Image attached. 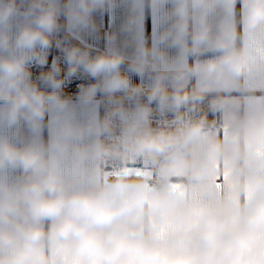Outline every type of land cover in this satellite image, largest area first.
Returning a JSON list of instances; mask_svg holds the SVG:
<instances>
[{"label":"clouds","instance_id":"clouds-1","mask_svg":"<svg viewBox=\"0 0 264 264\" xmlns=\"http://www.w3.org/2000/svg\"><path fill=\"white\" fill-rule=\"evenodd\" d=\"M112 2L0 0V118L13 125L24 117L36 125L52 109L56 127L50 143L69 148L75 165L86 167L92 181L87 189L71 190L64 174L46 157V145L35 141L17 145L0 137V166L39 167L40 172L24 184L23 194L33 216L51 221L47 231L34 224L19 234H5L16 247L0 255V264L42 260L52 264L40 247L45 236L57 252L95 258L99 264H120L124 257L132 264H264V247L259 243L264 239V156L250 151L254 145H264V106L255 105L254 115L235 120V137L230 140L212 134L214 121L200 110L213 89L245 78L264 81V0H244L239 23L227 20L216 30L210 13L217 0H177L176 18L160 39L171 37L193 53L207 46L221 54L191 65L174 64L175 86L169 90L158 81L150 89L149 101L158 100L163 110L174 112L175 126L153 128L147 107L129 114L117 101L103 120L78 128L67 119L69 102L60 95L59 58L40 74L43 88L33 80L30 64H46L62 28L72 34L88 27L93 11ZM164 2L151 0L156 7ZM64 51L66 75L83 69L92 77H102L110 100L117 89L133 96L142 93L139 85L130 87L129 77L120 72L123 52L111 48L93 56L79 46ZM157 54H162L158 48L141 44L132 65L142 70ZM192 77L195 83L189 87ZM221 105L219 99L211 101L213 110ZM186 106L198 114L186 118ZM85 131L94 133L92 144L69 147V140ZM229 158L236 190L250 197L242 211L228 207L217 187ZM117 162L121 167L105 179L106 168ZM137 162L145 165L140 175L130 167ZM249 165L256 169L252 174ZM167 221L174 222L173 235L183 242L181 246L162 242L148 227H137ZM21 236L29 243L21 245Z\"/></svg>","mask_w":264,"mask_h":264},{"label":"crops","instance_id":"crops-1","mask_svg":"<svg viewBox=\"0 0 264 264\" xmlns=\"http://www.w3.org/2000/svg\"><path fill=\"white\" fill-rule=\"evenodd\" d=\"M176 3L177 0H165L163 5L156 7L151 4V0H113L110 6L98 7L93 11L91 24L88 27L81 28L72 34L67 33L62 28L54 37L53 45L48 50L47 63L43 65H52L53 58L58 57L60 67L68 68L64 50L72 46H79L81 49L88 48L93 56L115 48L125 55V61L120 66V72L129 77L130 87L137 85L141 88L153 87L158 81L164 86H175L174 64L187 63L191 65L196 61H206L221 54L220 50L207 46H203L193 53L175 43L171 37L165 40L160 39L161 34L172 25L176 18ZM243 4L244 0H235V3L233 0H217L216 7L210 13L213 29L216 30L227 20L239 23ZM63 19L61 16V22ZM141 44L149 48L156 47L162 53L153 56L150 64L142 70L132 65L138 46ZM41 65L38 62L30 64L34 81L36 70ZM79 71L85 72L83 69ZM98 78L99 82L89 86L83 96L67 99L69 102L67 119L78 128L86 129L90 123H98L102 120L98 96L105 89L101 83L103 78ZM194 83L195 78L192 77L188 84ZM93 86H95L94 91ZM210 93L216 94L224 105V123L221 126L213 127L212 134L221 136L225 140L235 137L233 129L235 120L245 115H254L255 105L264 106V81L254 78L242 79L229 87L213 89ZM52 112L53 110L50 109L36 125L24 117H21L13 125H9L6 119L0 118V137H6L17 145L33 141L46 145V157L50 158L54 166L64 174L70 189H87L92 184L88 169L75 165L69 148H62L50 143L56 127L55 121L51 118ZM93 139L94 133L85 131L83 135L72 137L69 140V147L73 144L88 147L92 144ZM201 147H203V142H201ZM250 151L256 157L264 156V145H254ZM120 167L121 165L107 167L104 178H110ZM130 167L143 170L145 165L141 163L130 165ZM255 170L253 165H249L250 174L254 173ZM39 172L38 166L35 168H24L21 165L12 164L0 166V255L8 254L14 251L16 247L4 238L5 234H19L22 228L34 224L42 225L47 231L51 223L48 218H37L32 215L29 203L23 194L24 184ZM225 172L230 176L232 194L222 199L228 201V207L242 211L244 202L248 201L250 197L236 190L232 179L233 164L231 158L224 162L223 173ZM154 182L159 183L160 178L154 177ZM174 187H179V185ZM173 224L174 222L167 221L156 225L141 224L137 227H148L162 242L173 247L181 246L183 242L173 235ZM161 226L166 229L164 238L157 234V230ZM198 227H202V225ZM19 243L24 245L29 241L26 237L21 236ZM259 243L261 247H264V239ZM40 247L45 257L51 259L52 264H99L95 258L88 259L66 251L57 252L47 236L40 242ZM122 260H127L132 264V261L127 257L122 258ZM40 264H46L45 260H42Z\"/></svg>","mask_w":264,"mask_h":264},{"label":"built area","instance_id":"built-area-1","mask_svg":"<svg viewBox=\"0 0 264 264\" xmlns=\"http://www.w3.org/2000/svg\"><path fill=\"white\" fill-rule=\"evenodd\" d=\"M51 65H41L36 70L35 81L40 84L39 76L42 72L48 71ZM61 78L63 79V84L61 86L60 95L62 98L72 99L83 96L87 88L91 85H96L99 82L98 77H92L90 74L78 71L74 76H67V68L65 66H61ZM192 84H188L191 87ZM40 87H44L40 84ZM169 90H171L174 86H165ZM152 86L142 87L143 91L139 96L130 95L128 90L117 89L111 95L113 97L112 100L109 99V93L107 91H103L99 94L98 98L100 101L101 108V118L105 117L106 113L114 106V102H120L123 104L125 109H127L129 114L135 113V111L139 107H147L148 108V122L153 128L160 126H175L177 120L175 119V113L168 110L165 111L161 108L160 102L158 100L149 101L148 94ZM47 91H51V89H46ZM213 99H218V96L213 93H209L205 99L200 104V110L206 111L208 113L209 120L214 121L212 126H221L224 123V105L222 103L221 107L216 109L211 108V101ZM183 111L186 113V118H189L193 115L198 114L195 109H192L190 106H186ZM116 126V134H119L121 121H117ZM143 162H137L136 164H141ZM120 163H113L108 167H117Z\"/></svg>","mask_w":264,"mask_h":264},{"label":"snow or ice","instance_id":"snow-or-ice-1","mask_svg":"<svg viewBox=\"0 0 264 264\" xmlns=\"http://www.w3.org/2000/svg\"><path fill=\"white\" fill-rule=\"evenodd\" d=\"M135 174H142L141 170L135 169ZM218 183L217 187L221 190L220 191V197L224 198L225 196H230L232 194V185H231V180L230 176L227 172L221 174L220 176L217 177ZM178 186V185H174ZM157 234L159 237L164 238L166 236V229L164 226H161L157 230ZM121 264H130L129 261L127 260H122Z\"/></svg>","mask_w":264,"mask_h":264}]
</instances>
